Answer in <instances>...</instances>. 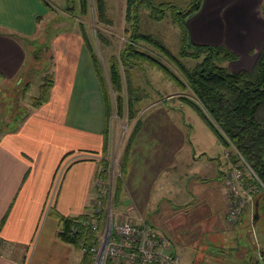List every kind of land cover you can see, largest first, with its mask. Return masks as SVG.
I'll return each instance as SVG.
<instances>
[{
  "label": "crops",
  "instance_id": "obj_1",
  "mask_svg": "<svg viewBox=\"0 0 264 264\" xmlns=\"http://www.w3.org/2000/svg\"><path fill=\"white\" fill-rule=\"evenodd\" d=\"M257 1L202 0L187 19L191 42L225 46L237 55L228 62L230 70H252L264 49V15ZM51 12L42 0H0V114L6 93L29 72V42L37 48L45 43L53 79L48 100L36 107L31 101L15 128L0 134V264H82L85 259L60 234L65 220L85 215L94 203L105 102L83 30L72 25L47 34ZM155 119L149 122L152 138L128 154L123 210L167 236L169 250L183 264H202L205 254L215 256L224 247L237 249L225 234L226 226L233 227L226 219L225 172L203 174L202 168H211L205 162L214 158L201 160L205 153L199 157L182 149L181 137L163 136L170 134L165 127L175 133L177 124ZM177 160L186 167L175 174ZM215 178L221 186L210 185ZM252 183L245 176L242 186ZM263 199V192L254 196L255 211ZM237 251L245 258L244 246Z\"/></svg>",
  "mask_w": 264,
  "mask_h": 264
},
{
  "label": "rangeland",
  "instance_id": "obj_2",
  "mask_svg": "<svg viewBox=\"0 0 264 264\" xmlns=\"http://www.w3.org/2000/svg\"><path fill=\"white\" fill-rule=\"evenodd\" d=\"M150 1L156 6L159 4H171L185 10L194 0ZM47 2L49 3L48 7L52 10L51 14H53V16L49 15L45 19L47 34L50 35L67 29L72 25L81 27L82 32L89 39L92 52L95 54L97 61L105 73L107 90L110 101L112 102L111 105L113 106L114 95L111 92L110 83L107 79V69L109 68L111 57H119L121 49L125 47V44L129 40L128 31L130 26L124 15L126 0H106L108 22L99 20L98 14L92 8H89V11L86 13H82L79 9L78 0L73 1L72 14L67 12V6L70 5V3L68 4L70 2L69 0H47ZM257 2V6L260 7L257 10L259 15H264V0H258ZM145 4L144 2V5H141L139 10V32L152 36L162 43L173 55L177 56L186 67H192L196 62L195 60L179 57L181 47L180 30L172 22L173 8L166 9L165 17L157 21L149 16V9ZM131 11L133 12V10ZM37 44L38 48L34 42H29V45L32 46V50L29 51L32 61L26 78L21 81V84L16 85L6 93V97L4 98L5 103L0 114V134L8 130H13L18 121L26 113H29L31 110V101H33V96H36L38 92V86L42 82L41 79L50 71L51 61L49 58V50L45 47V43L38 42ZM135 46L163 62L184 82L185 88H180L146 58L134 57L130 61V64H123V66L120 64L119 71L123 88L121 93L123 96V115H117L114 113V110L111 112L108 120L107 151L101 152L99 156V158L106 157L108 160L106 179L109 181L110 177H113L111 196H113L114 183H116L117 177L120 174V163L123 157H125V153H127V165L128 154L129 152L131 153V148H135L142 140L152 138L154 133L152 134L153 131L149 122L157 121L155 119L157 117L166 121H174L177 124V126L175 125L177 128L175 133H173L175 129L172 132V130H169L171 126L168 125L164 129H168L170 134L164 135L163 133V136H170V138L174 137L179 140L183 139L185 145L182 146V149H190V151L196 153V156L199 157L202 156L200 155L201 153H205L204 158L201 160H207L206 157L214 158L211 163L205 162L211 168H202L201 171L203 174L211 173L213 169L226 172L231 167L230 165L233 166L235 163L231 164L230 162L233 161L231 156L236 151L233 148L231 149L225 146L202 120L196 109L183 99L185 97L186 99L193 100L194 97L190 89L186 86L185 78L182 76L177 64L151 42L139 40ZM35 56L37 57L35 58ZM222 65L229 67L228 62ZM26 82L28 83L26 84ZM26 88L28 91H26ZM133 96L135 100H133L131 111L128 103L130 97ZM174 138L172 140H175ZM129 140L130 144L128 145ZM179 145L181 146V144ZM236 163L241 165V159L238 158ZM185 167V163L177 160L175 174L183 171ZM123 178L124 175L122 176V185L124 187ZM157 181L160 184L163 178L159 175ZM210 183V185L221 186V183H218V179L216 180V178L211 179ZM222 186L226 188L225 179ZM188 187L190 189L193 188L192 185ZM122 191L124 192V188ZM122 191L116 207L111 206L113 214L117 216L127 212L123 210L124 196L122 195ZM130 214L132 215L131 212ZM255 214L257 216L256 219L254 218ZM232 225L233 227L226 226L225 234L229 233L228 239L231 245H234L237 249L238 246H244L246 248L245 258H241L238 255L237 249H233L231 246V248L224 247L220 249L215 256L205 254L202 264H262V260L259 259L258 255L261 250L264 251V201L260 202L256 211L253 205L247 204L243 208L238 220ZM103 227L102 225L101 229ZM230 235H232V238H230ZM180 264L183 263L180 262Z\"/></svg>",
  "mask_w": 264,
  "mask_h": 264
},
{
  "label": "trees",
  "instance_id": "obj_3",
  "mask_svg": "<svg viewBox=\"0 0 264 264\" xmlns=\"http://www.w3.org/2000/svg\"><path fill=\"white\" fill-rule=\"evenodd\" d=\"M69 1L68 4L70 3V5L67 6L69 11L67 10V12L72 14L74 6L73 1L75 0ZM42 2L49 6L47 0H42ZM144 2L149 9V16L157 21L165 17L166 9L170 7L173 8L172 22L177 25L180 30L181 47L179 57L195 60L196 62L192 67H186L177 56L173 55L162 43L152 36L139 32V10L140 6L144 5ZM201 3L202 0H194L188 8L182 10L171 4H159L156 6L150 0H126L124 15L130 26L128 31L129 40L125 44V47L121 49L119 57H111L110 65L107 69V79L110 83L111 92H113L114 95L113 106L111 105L112 102L110 101L107 90L105 73L91 50L87 35L83 32L85 41L89 44L91 58L105 102L106 132L102 152L107 151L108 120L111 112L114 110V113L117 115H123V96L121 95L123 88L119 71L120 64L122 66L123 64H130V61H132L134 57L146 58L152 65L162 71L165 76L173 80L180 88H185L184 82L163 62L149 53L136 48L135 44L141 40L155 44L157 48L167 54V56L177 64L182 76L185 78L186 86L190 89L194 97L193 100L186 99L185 97H183V99L196 109L202 120L225 146L231 149L233 148L236 151L231 156L232 162H235L232 168L235 165L240 167L243 166V163L241 165L236 163L239 155H241L264 184V49L259 54L252 70L242 69L239 71H232L227 66H223L222 64L225 62L236 60L237 55L225 46L194 44L189 38L187 19L199 10ZM78 5L82 13H86L89 11V8H92L98 14L99 20L108 22L109 19L106 15V0H78ZM131 10H133V12ZM36 57L37 56H35V58ZM52 84L53 79L51 73L42 77L39 93L36 97H33V106H39L48 100ZM133 100H135L134 96L130 97L128 103L129 109L131 107V111ZM130 140L129 143L127 142L128 145L130 144ZM126 155L127 153H125V157H123L120 163V175L117 177L116 183H114L112 196L113 207H116L123 189L122 176L125 174L127 166ZM99 165H102L103 168L107 170L108 161L102 160ZM232 168H229L225 172V175ZM106 170L103 172V177H107ZM261 192L264 193L263 190ZM83 216L65 220L64 229L60 235L78 248L81 249L85 247L88 249L87 252L84 253L85 259L82 264H91L92 258L89 248L98 240L96 233L88 228L80 226L74 233L71 230L72 226H77V219L83 218ZM106 264L114 263L110 259H107Z\"/></svg>",
  "mask_w": 264,
  "mask_h": 264
},
{
  "label": "built area",
  "instance_id": "obj_4",
  "mask_svg": "<svg viewBox=\"0 0 264 264\" xmlns=\"http://www.w3.org/2000/svg\"><path fill=\"white\" fill-rule=\"evenodd\" d=\"M239 158L243 166L235 165L225 175L227 221L231 225L238 220L243 208L253 203L254 196L264 191V184L258 176L241 155ZM96 160L100 163L107 158L97 157ZM105 170L102 165H98L94 179L96 190L94 203L83 218L77 219V226L74 225L71 229L74 233L80 226L96 233L98 240L89 248L91 264H106L107 259L114 264H179V256L169 250L170 242L167 236L158 233L145 220L135 219L129 212L119 216L113 214L111 208L113 177H110L109 181L103 177ZM245 176L253 180L246 188L242 186ZM81 250L84 254L88 249L83 247ZM259 258L264 264V254L259 252Z\"/></svg>",
  "mask_w": 264,
  "mask_h": 264
},
{
  "label": "water",
  "instance_id": "obj_5",
  "mask_svg": "<svg viewBox=\"0 0 264 264\" xmlns=\"http://www.w3.org/2000/svg\"><path fill=\"white\" fill-rule=\"evenodd\" d=\"M254 218H255V219L257 218L256 214L254 215Z\"/></svg>",
  "mask_w": 264,
  "mask_h": 264
}]
</instances>
